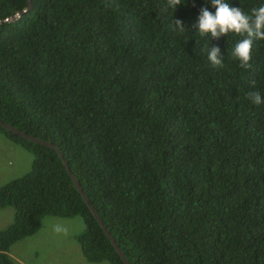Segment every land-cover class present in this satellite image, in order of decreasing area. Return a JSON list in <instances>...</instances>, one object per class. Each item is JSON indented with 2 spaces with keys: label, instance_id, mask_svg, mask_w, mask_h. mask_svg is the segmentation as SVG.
Segmentation results:
<instances>
[{
  "label": "trees",
  "instance_id": "trees-1",
  "mask_svg": "<svg viewBox=\"0 0 264 264\" xmlns=\"http://www.w3.org/2000/svg\"><path fill=\"white\" fill-rule=\"evenodd\" d=\"M26 4L0 0V19ZM205 6L215 13L205 0H33L0 25V119L58 147L131 264H264V105L247 98L264 95V41L241 68L230 52L243 37L197 33ZM0 131L35 156L0 186V208L15 209L0 264H19L11 245L47 215L82 216L86 259L126 264L58 150Z\"/></svg>",
  "mask_w": 264,
  "mask_h": 264
},
{
  "label": "rangeland",
  "instance_id": "rangeland-1",
  "mask_svg": "<svg viewBox=\"0 0 264 264\" xmlns=\"http://www.w3.org/2000/svg\"><path fill=\"white\" fill-rule=\"evenodd\" d=\"M34 158L33 151L23 142L0 131V186L30 172ZM4 209L15 211L12 206ZM2 212L4 211L0 210V230L14 220V216H2ZM56 225H60L66 231L57 233L54 231ZM85 229L86 223L80 215L73 217L47 215L35 234L11 245L9 254L19 264H112L107 260L96 263L86 259L79 239Z\"/></svg>",
  "mask_w": 264,
  "mask_h": 264
},
{
  "label": "clouds",
  "instance_id": "clouds-1",
  "mask_svg": "<svg viewBox=\"0 0 264 264\" xmlns=\"http://www.w3.org/2000/svg\"><path fill=\"white\" fill-rule=\"evenodd\" d=\"M211 3L216 9L215 13L209 11L208 7H202L194 27L201 37L220 38L221 36L234 33L243 37L234 47L230 56L239 61L241 68H250L252 59V48L254 41H264V5L255 7L251 13L244 12L242 7H233L228 0H205V4ZM182 3V0H167L168 8H175ZM174 30L183 33L185 25L180 20H173ZM208 61L213 66L222 67L224 62L220 55L219 47L208 49ZM249 101L257 106L264 105V95L260 91H249ZM54 231L60 233L66 231L60 225H56Z\"/></svg>",
  "mask_w": 264,
  "mask_h": 264
},
{
  "label": "water",
  "instance_id": "water-1",
  "mask_svg": "<svg viewBox=\"0 0 264 264\" xmlns=\"http://www.w3.org/2000/svg\"><path fill=\"white\" fill-rule=\"evenodd\" d=\"M33 7V0H27V4L26 7L24 9H21L19 11H17L15 14L5 17L3 19H0V25H2L4 22H10V21H15L17 19H19L20 17H22L25 13H27L29 10H31V8ZM0 125H2L3 127H5L6 129L10 130L11 132L20 135L21 137L35 142V143H40L43 145H48L51 146L53 148H56L58 150V152L60 153L61 157L63 158L64 164L69 172V174L71 175L75 185L77 186L78 190L80 191V193L82 194L84 200L86 201L87 205L89 206L90 210L92 211V213L94 214V216L96 217V219L98 220L99 224L102 226V228L104 229L105 233L107 234V236L109 237V239L111 240V242L113 243L114 247L116 248V250L118 251V253L120 254V256L122 257V259L124 260V262L126 264H131V262L129 261V259L127 258V256L125 255V253L123 252V250L120 248V246L118 245L116 239L114 238V236L111 234L110 230L108 229V227L105 225L104 221L102 220L101 216L99 215L98 211L96 210V208L93 206V204L91 203L89 197L86 195V193L84 192L83 187L81 186L79 180L77 179V177L75 176V174L72 172V169L68 163V161L65 159L64 155L61 153V151L58 149V147L49 142L46 141L44 139L35 137L31 134L26 133L25 131L10 125L4 121H2L0 119Z\"/></svg>",
  "mask_w": 264,
  "mask_h": 264
},
{
  "label": "crops",
  "instance_id": "crops-1",
  "mask_svg": "<svg viewBox=\"0 0 264 264\" xmlns=\"http://www.w3.org/2000/svg\"><path fill=\"white\" fill-rule=\"evenodd\" d=\"M7 136H9V135H7ZM0 210H3L4 212H2V216L3 215H10V217H12V216H14L15 215V211H13L12 209H4V208H2V209H0ZM8 210V211H7Z\"/></svg>",
  "mask_w": 264,
  "mask_h": 264
}]
</instances>
